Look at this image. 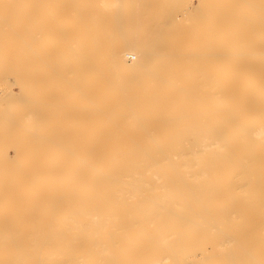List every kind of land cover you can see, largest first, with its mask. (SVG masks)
Returning a JSON list of instances; mask_svg holds the SVG:
<instances>
[{
  "label": "bare ground",
  "instance_id": "bare-ground-1",
  "mask_svg": "<svg viewBox=\"0 0 264 264\" xmlns=\"http://www.w3.org/2000/svg\"><path fill=\"white\" fill-rule=\"evenodd\" d=\"M197 190L264 264V0H0V264L139 262Z\"/></svg>",
  "mask_w": 264,
  "mask_h": 264
},
{
  "label": "rangeland",
  "instance_id": "rangeland-1",
  "mask_svg": "<svg viewBox=\"0 0 264 264\" xmlns=\"http://www.w3.org/2000/svg\"><path fill=\"white\" fill-rule=\"evenodd\" d=\"M170 53L173 54V52H170ZM99 57H100V55H99ZM51 88H52V87H50V88L47 90V91H48V94L52 91ZM15 89L18 90L17 87H16ZM49 90H50V91H49ZM49 95H50V94H49ZM51 95H52V94H51ZM51 95H50V96L47 95V96H48L47 99H48L49 101L52 100ZM52 113H53V115H54L55 118L53 117ZM52 113L49 114L50 116H52V117H50V119L52 118V119H51L52 122H51V124L49 125L50 127H55L56 125H60V124H62V123L64 124L65 122H67V125H68V120H69L70 122L72 121L71 124H73V126H72V125L70 124V122H69V127L72 126V127H70V128H72L71 130H74L73 127L76 128L75 125L77 124V121H74L73 118H67V120L64 121V119H65V118H64V117H65L64 115H63V117H62L63 119H61V117H60L61 115L58 114L59 112L56 113V114H58V115L54 114V112H52ZM70 116H72V115H69L68 117H70ZM53 118H54V119H53ZM56 119H57V120H56ZM58 119H59L60 121H59ZM55 120H56V121H55ZM61 120H62V121H61ZM49 121H50V120H49ZM58 122H59V123H58ZM75 122H76V123H75ZM52 123H53V125H55V126H52ZM57 123H58V124H57ZM1 125L4 127L3 122L1 123ZM70 128H67V129L69 130ZM68 130H67V131H68ZM76 130H77V128H76ZM71 132H73V131H71ZM74 132H77V131H74ZM68 133H69V131H68ZM72 134H74V133H72ZM33 145L36 146L35 144H33ZM10 153L13 154V149L10 150ZM22 159H24V157H23ZM22 162H23V160H22ZM72 185H73V186H76L77 183L74 182ZM78 185H79V184H78ZM113 185H114V184H113ZM119 185H121V184H118V185L115 184V186H119ZM122 185H123V184H122ZM203 191H204V190L192 191V193H191V192H185L186 194H183V193H176V195H178V196H179V195H183V196L185 197V199H186L187 202H191V203H189V205H188L189 207L192 206L193 209H194L195 207H197V208H195V209H194L195 211H194V210L192 209V207H191L192 211H191V213H189L190 215H189V214H184V215H181V216H180V215H178V214H172L174 218H173L172 216H171V217L168 216V218H170V219H169L166 223L169 222V225L166 224L163 228H161V229H163V230L160 229V231H163L164 237L166 236V233H167V236H168V235L171 236V231H172V234H175L176 232H178V234H179V233L182 232L183 235H184L183 237H184V239H186V240H185V241H183L184 239L181 240L183 237H181V238L178 237V236H180L181 234L177 235V233H176V234L174 235V237H172L173 235L171 236L172 239H171V238L168 239V237H167L166 240H164V241H165V243H164V242L161 241V239H162V237H163L162 233H160L159 231H157V232H155V235H156V233H157V236H158V235H162L161 237L158 236V240L161 238L160 241H159V243H160V244H159V243H156V242H158V241L155 240V239H157V238H156L157 236H156V237L154 236V238L151 237V236L154 235V231L152 232V230H149V232H148V236L145 235L146 237H144V236L142 237V235H140V236H139V240H141L140 237L143 238L142 240H144L145 238H146V239H147V238H148V239H149V238H150V239L152 238V239H154L156 242H155V241H152V239H151V240L149 239L150 242L148 243V242H147L148 239H147V240L145 239V240L143 241L144 243H141V244H143V246H142V245H141V246H142L143 248H145L147 251L145 250V251H146V252H145L143 249H141V251H140V252H142V254H143V256H144L143 259H142L141 261H139L140 263H139L138 261H133L132 264H151V263H154V261H156V260H154V259H159L160 257L162 258V257H166V256H169V255H170L169 258H168L169 260H168V261L166 260V264H181L182 261H184V262H189V261H190V260H189V261H188V260H184V259H187V257L189 256V254L191 255L189 258H190L192 261L189 262V263H186V264H204V263L207 264V262H208V264H209V263H210V260L213 261V262H215V263H213V264H217V263H218V264H220V263L222 264L223 262H224L223 264L226 263L227 260L224 259V258L221 257V256H219V257L217 258L218 260H217L216 258H215V259H214V258H211V259H210V255H213V256L215 255V254H212V253H214V252H213L214 250H212V248H213L214 246H216L215 248H217V250L222 249V247L219 248V246H220V245H219V242H218L219 239L217 240V237H216V236L219 235V236H218V238H219L220 235L222 234V231L225 230V227L221 226L220 224H217V225H215V226L212 225V223H213V224H216V222H217V223H220V221H218L219 219L217 218V214H218V213L216 212V213H217V214H216L212 207H214V209L217 211V210H218V207L220 208V205H221V206L223 205V203H222V198H223V197H221V196L218 195V194H217V195H214V196L210 195V202H209V201H208V199H209L208 194H209V193H208L207 191H206V192H205V191L203 192ZM159 193H162V192L159 191ZM190 193H191V194H190ZM197 193H198V194H197ZM162 194H163V193H162ZM194 194H195V196H194ZM190 195H191V196H190ZM201 195H202V196H201ZM224 195H225V194H224ZM224 195H223V196H224ZM79 196H80V198H81V195H79ZM187 196H188V197H187ZM203 196H204V197H203ZM211 196H212V200L215 198L217 202L214 201L215 199L212 201V200H211ZM193 197H194V199H195V198H197V199L194 200V199H192ZM213 197H214V198H213ZM218 197L220 198L221 202H219L220 200H219ZM78 198H79V197H78ZM82 198H83V197H82ZM82 198H81V199H77V201L80 202V200H84V201L86 200L85 202H87L88 200L91 199V198H90V199H88V198H83V199H82ZM176 198H177V196H175V197H173V198H170V199H176ZM198 198L200 199V201H199ZM201 198H203V199H201ZM224 198H225V197H224ZM224 198H223V200H224ZM75 199H76V198H75ZM64 200L66 201V198H65ZM197 201H198L199 203L202 202V204L197 203ZM205 201H206V202L208 201V203H211V204H212V207L210 206L211 209L206 210L209 206H208V203H206ZM67 202H68V201H67ZM81 202H83V201H81ZM194 202H195V203H194ZM214 202H215V203H214ZM216 203H217V205H214V204H216ZM220 203H221V204H220ZM194 204H197V205L195 206ZM198 204H199V205H198ZM204 205H205V206H204ZM203 206H204V207H207V208L205 209ZM215 206H216V207H215ZM203 208H204V209H203ZM216 208H217V209H216ZM203 210H204V211H203ZM213 211H214V212H213ZM195 212H196L197 215L195 214ZM210 212H211V215H212V214H213V215L210 216V218H209ZM64 213H65V215H66V214H67V211H65ZM207 213H208V214H207ZM214 213H215V214H214ZM181 214H182V213H181ZM198 214H199V215H198ZM177 215H178V216H177ZM188 216H189V219H185V218H184V217H188ZM193 216H195L196 219H195ZM202 216H204V217H202ZM214 216H215V217H214ZM63 217L65 218V217H67V215H66V216H63ZM175 217L177 218V220H175ZM179 217H180V218H179ZM213 217L215 218V220H213ZM172 218H173V219H172ZM182 218H184V219L186 220V221H184V222H187V220H189V222H192L193 227H194V226H195V228H196V227H199L200 230H201V228H203V226H202L203 224H204V225H207V227H208L207 229H205L206 226H204V228L202 229V230H205L207 233H209L210 227H212V226H213L214 228L217 227V229L215 228V229H216V230H215V229H213V227H212L214 233H213V234L211 233V235L209 234L210 236H208V234L206 235V234H205V231L203 232V231L201 230V231H202V232H201L198 228L195 229V231H196V232L198 231V233H195V231H193L194 229H193L192 227H189V225L192 226L191 223L188 224V222H187V223H185L186 226H185L183 229L186 228L185 230L189 231V233H188V232H186L185 230H182V227H183L184 225L181 226V224H182L183 222L180 223V222L178 221V219L181 220V221H183ZM191 218H192V219H191ZM216 218H217V221H216ZM193 219H194V220H193ZM210 219H211V220H210ZM65 220L68 221V218H66ZM173 220H174V221H173ZM192 220H193V221H192ZM206 220L208 221L207 224L205 223V222H207ZM195 221L198 222L199 224H198V223H195ZM212 221H213V222H212ZM223 221H224V220H223ZM172 222H174V223H172ZM178 222H179V223H178ZM200 222H202V223H200ZM203 222H204V223H203ZM209 222H211V224H210ZM176 223H177V224H176ZM223 223H224V222L221 221V224H222V225H225V224H226V225L228 226V223H227V222H225V224H223ZM171 224H172V225H175L176 228H177L178 226H181V227L175 229L173 226L171 227ZM183 224H184V223H183ZM208 224H209V225H208ZM177 225H178V226H177ZM187 225H188V227H187ZM210 225H211V226H210ZM226 225H225V226H226ZM167 226L170 227V228H172L173 230H171L170 228H167ZM201 226H202V227H201ZM209 226H210V227H209ZM219 227H221V233H220V229H218ZM222 227H223V228H222ZM230 227H231V226H230ZM230 227H229V228H230ZM164 228H165V229H164ZM189 228H191V229H193V230H191V229H189ZM227 228H228V227H227ZM227 228H226V229H227ZM166 229H167V231H165ZM174 229H175V230H174ZM178 229H180V231H179ZM188 229H189V230H188ZM222 229H223V230H222ZM181 230H182V231H181ZM190 230H191V231H190ZM207 230H208V231H207ZM218 230H219V232H218ZM235 230H236V228H232L231 230L229 229L228 231H229L230 233H231V231H233L232 234H235L236 236H237V235L239 236V232H240V230H239V231L236 230V231H238V232H236ZM169 231H170V232H169ZM173 231H175V232H173ZM183 231L186 232V235H187V234H188V236L190 235V238H191V237H192V238L194 237V239H193V240H192V238H191V239H190V238L188 239V238H187L188 236L185 237L186 235L184 234ZM192 231H193V232H192ZM199 231H200L201 233H200ZM234 231H235V232H234ZM150 232H151V233H150ZM191 232H192V233H191ZM210 232H212V231L210 230ZM215 232H217V234H216ZM149 233L152 234V235L149 236V235H150ZM158 233H160V234H158ZM224 233H225V232H224ZM261 233H262V232H261ZM197 234H198V235H197ZM199 234H202V235L199 236ZM203 234H205L206 236H205V235L203 236ZM252 235L255 237V234H252ZM252 235H251L250 237H252ZM202 236H203V238H202ZM236 236H234V237L236 238L235 242H237L238 244L235 243V244H233V245H235L234 247H235V248H238V249H236L234 252L231 253V255L233 254V257H234V260L232 259L233 257H232V258L230 257V261H231V262L233 261L232 264H234V262H235V264H255V262H256V264H261V262H262V264H263V261H262V260H261V262H259V260L261 259L260 257L262 256V252H261L260 250H261L263 247H262V246L259 247V245H258V246H254V245H255V240H254V239H248L246 236H242V235H240V236H241V237H244V238H241V239H244V240H243V241L240 240V242H239L240 237H238V240H237V237H236ZM195 237H198V239H195ZM205 237H206V238L208 237V238H207L208 241L205 240V239H206ZM212 237H214V238H212ZM178 238H179L180 241L178 240ZM245 238H247V239H245ZM163 239H164V238H163ZM163 239H162V240H163ZM167 239H168V240H167ZM173 239H175V240L177 239V240L179 241V242H178L179 245L176 243V245H177L176 248H175V245H174V243H173V241H172ZM187 239H188V241L192 240V243H193L194 240H197V241H195V242H196V245H197L198 248L196 247V245L194 246V243H193V244L190 243L191 246L188 245L189 243H188ZM209 239L212 240V241H210V242H214V244L212 243V244H213V247L210 246L211 243L209 242ZM215 239H216L217 241H216ZM177 240H176V241H177ZM245 240H247V241H245ZM249 240H250V241H249ZM181 241H182V243L184 242V243H183V244L185 245V246L183 247L184 250L180 249V247H181V246H180V242H181ZM241 241L244 242V244H246L245 247H244V246L242 247V242H241ZM136 242H137V241H136ZM136 242H134L135 245H136V244H140L139 242H137V243H136ZM151 242H153V243H151ZM208 242H209V243H208ZM134 243H133V244H134ZM145 243H147V245H145ZM150 243H151V245L153 246V248H151V246L149 245ZM154 243H155L156 246L153 245ZM168 243H169V244H168ZM171 243H173V244H171ZM186 243H188V244H186ZM248 243H249V244H248ZM133 244H132V245H133ZM167 244H168V245H167ZM183 244H182V246H183ZM216 244H217L218 246H217ZM236 244H237V245H236ZM252 244H253V245H252ZM135 245H134V247H135ZM157 245L160 246V247H158ZM164 245H165V246H164ZM171 245H173V246H171ZM145 246H147V248H146ZM162 246H164V247H162ZM167 246H168V247H171L172 250H171V248H168ZM178 246H179V249H178V251H176L177 248H178ZM206 246H207V247H206ZM248 246H249V247H248ZM253 246H254V247H253ZM157 247H158V248H157ZM161 247H162V248H161ZM186 247H187V249H186ZM189 247H190L191 250L188 249ZM211 247H212V248H211ZM234 247H232V249H233ZM150 248H151V249H150ZM154 248H155L156 250H155ZM164 248H165V249H164ZM195 248H196L197 250H195ZM243 248H244V249H245V248H246V249H247V248H250V249H249L248 252H247V250H246V249L244 250ZM258 248H261V249H258ZM152 249H154V250H152ZM166 249H167V250H166ZM175 249H176V250H175ZM193 249H194V250H193ZM207 249H208V250H207ZM181 250H182V251H181ZM192 250H193V251H198V250H199V251H198V254H197L196 252H192ZM202 250L207 251L206 253H204V257H203V254H202V253H203ZM240 250H242V251H240ZM250 250H253V252H255V253H253V257H254L255 255H257L256 258L259 257L260 259L258 258L259 260H257L256 258H252V257H251V256H252V251H250ZM256 250H257V251H256ZM154 251H155V253L153 254ZM171 251H172V252H171ZM180 251H181V256H180ZM220 251H222V250H220ZM177 252H179V253H178L179 255L177 254ZM182 252H183V253H182ZM184 252H186V255H185V256H184ZM191 252H192V254H191ZM249 252H250V253H249ZM144 253H145V254H144ZM166 253H167L168 255H166ZM194 253H196L195 255L197 256V258H196V256H194ZM208 253H209L210 255H207ZM215 253H216V252H215ZM218 253H220V252H218ZM248 253H249V254H248ZM258 253H260V254H258ZM187 254H188V256H187ZM205 254L207 255V257H205ZM246 254H248V256H247ZM250 254H251V255H250ZM254 254H255V255H254ZM162 255H163V256H162ZM177 255H178L179 257H178ZM192 255H193V256H192ZM200 255H201V258H200L201 260H200L198 263H196L195 260L197 259V261H198V257H200ZM217 255H218V254H217ZM217 255H215V256H217ZM219 255H220V254H219ZM231 255H229V256H231ZM260 255H261V256H260ZM213 256H211V257H213ZM215 256H214V257H215ZM239 256H240V257H239ZM152 257H153V258H152ZM155 257H156V258H155ZM184 257H185V258H184ZM192 257H193V258L195 257V258H194L195 260H194ZM220 257H221L222 260L224 259L225 261H224V260H223V261L220 260ZM245 257H246V258H245ZM161 258H160V259H161ZM178 258H179V259H178ZM189 258H188V259H189ZM202 258H203V260H202ZM206 258H207L208 261L206 260ZM249 258H250V259H249ZM181 259H182V260H181ZM209 259H210V260H209ZM212 259H213V260H212ZM179 260H181V263L178 262ZM205 260H206V261H205ZM215 260H216V261H215ZM236 260H238V261H236ZM203 261H204V262H203ZM228 261H229V260H228ZM230 261H229V262H230ZM136 262H137V263H136ZM184 262H183V263H184ZM253 262H254V263H253ZM183 263H182V264H183ZM227 263H228V262H227ZM184 264H185V263H184ZM211 264H212V263H211ZM230 264H231V263H230Z\"/></svg>",
  "mask_w": 264,
  "mask_h": 264
}]
</instances>
